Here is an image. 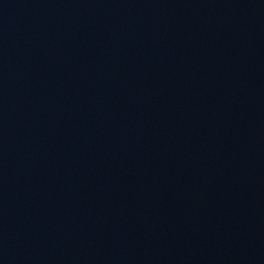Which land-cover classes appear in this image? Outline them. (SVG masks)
<instances>
[{
    "label": "water",
    "instance_id": "obj_1",
    "mask_svg": "<svg viewBox=\"0 0 264 264\" xmlns=\"http://www.w3.org/2000/svg\"><path fill=\"white\" fill-rule=\"evenodd\" d=\"M0 264H264V0H0Z\"/></svg>",
    "mask_w": 264,
    "mask_h": 264
}]
</instances>
